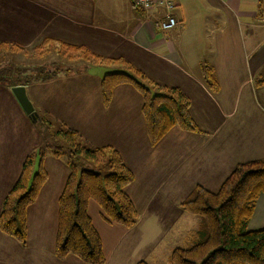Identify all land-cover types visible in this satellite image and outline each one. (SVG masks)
Instances as JSON below:
<instances>
[{"label": "crops", "instance_id": "0c3cea01", "mask_svg": "<svg viewBox=\"0 0 264 264\" xmlns=\"http://www.w3.org/2000/svg\"><path fill=\"white\" fill-rule=\"evenodd\" d=\"M171 1L176 5L177 25L163 31L155 26V20L161 17L160 10L143 12L133 8L129 0H0V38L4 42L10 43L17 38L21 42L50 38L83 45L103 58L126 60L159 86L179 87L190 100V115L199 132L173 127L158 143L151 145L141 112L142 99L131 85L116 86L109 106L103 107L100 79L105 73L122 69V64H92L77 59L74 65L77 67H69L48 81L27 85V96L36 111L77 130L92 145L113 146L134 174V180L125 187L138 212L131 228L108 224L97 203L93 200L88 203V215L101 237L105 264H137L139 261L168 264L173 248L184 247L191 241L186 236L174 240L180 243H171L172 233L177 236L183 224L194 218L180 207L192 188L201 185L215 192L237 163L264 158V84L260 87L253 84L254 71L258 73L264 65V51H257L264 41L260 0H210L217 17L216 25L208 30L214 37L210 41L223 51L217 63H210L219 83L216 93L203 83L201 70L199 74L193 71L192 58L184 51L191 48V44L180 43L183 35L199 32L197 0ZM188 4H191L189 10L186 9ZM241 30L250 33L248 45L255 43L249 52L253 61L250 66L238 64L230 56V49L234 48ZM77 61L83 64L78 65ZM93 67L102 69L103 74L93 71ZM174 71L177 79L169 80L168 76ZM187 83L193 86L192 91L186 88ZM4 105L5 111L0 103L3 118L0 123V177L15 178L20 173L22 160L40 146L41 139L36 134L28 144L16 143L12 135L19 125L13 117L20 114L15 104L5 101ZM119 106L123 107L116 111ZM100 113L107 114L96 115ZM93 114L97 117L92 119ZM173 144L183 146L179 152L169 151ZM156 156L163 162L157 164ZM63 159L47 153L43 166L48 179L36 201L27 209L26 244L22 246L0 232V264H86L73 255L63 259L54 255L57 201L69 174L68 162ZM190 159L194 161L183 166ZM205 165L212 170L203 176L201 171ZM151 169L155 173L149 180L147 174ZM166 184L171 192L164 190ZM5 190H0V203ZM146 194L149 198L143 196ZM170 202L180 209L167 210L166 203ZM166 214L167 217L182 216L183 222L175 227L169 219L164 221ZM263 227L264 194H260L247 229ZM182 239L187 240L181 242Z\"/></svg>", "mask_w": 264, "mask_h": 264}, {"label": "trees", "instance_id": "16d2710c", "mask_svg": "<svg viewBox=\"0 0 264 264\" xmlns=\"http://www.w3.org/2000/svg\"><path fill=\"white\" fill-rule=\"evenodd\" d=\"M46 41L61 45L73 57L86 62L122 64L124 70L105 73L100 79L103 107L109 106L116 86L131 85L142 98L141 112L151 145L158 143L173 127L186 132H199L190 115V100L179 87L153 84L126 60L103 58L83 45L56 42L50 38H46ZM202 72L206 86L218 92L219 83L213 67L204 64ZM48 73L45 76L52 75ZM261 76L255 79L257 87L264 84V73ZM8 80V86L28 83L10 80L8 84ZM41 121L39 123L44 129L42 145L26 156L16 181L2 201L0 231L12 236L20 245L26 244L27 209L36 200L48 177L42 164L44 156L50 152L55 157H66L70 172L57 201L58 224L54 255L57 259L73 255L86 264H105L101 237L88 215V203L90 200L97 203L103 220L108 224L131 228L137 221L138 212L125 187L134 180V174L113 146L92 145L77 130L63 123L48 141L45 130L50 132V123ZM53 135L63 144L50 145ZM80 159L93 163V168H80L82 163H76ZM263 193L264 158L237 163L215 192L201 185L194 186L181 201L180 207L199 218L197 229L188 245L171 251L168 263L264 264V227L247 229L255 201ZM137 264L148 263L139 261Z\"/></svg>", "mask_w": 264, "mask_h": 264}, {"label": "rangeland", "instance_id": "374dc122", "mask_svg": "<svg viewBox=\"0 0 264 264\" xmlns=\"http://www.w3.org/2000/svg\"><path fill=\"white\" fill-rule=\"evenodd\" d=\"M196 4H197V6H199V18H198L199 32L192 31V32H190V34L183 35V37L180 39V43L182 45H186V43H187V46H189L188 44H191L192 47L190 46L191 48H185L184 51L187 54L189 53L190 54L189 57L192 58L191 64L194 65L193 71L195 73L199 74V72H200L199 70H201V73L203 76V72H202L203 71V65L205 64L208 67H213L210 63L213 61L217 63L218 61H216V60H218L219 58L222 57L223 51L216 48L214 43L212 41H210V40H213L214 37L212 36L213 35L212 33L208 32V30L211 29V27L216 25L215 20L217 17L215 16V13H214L215 8L212 5H210V0H197ZM258 6H259V8L261 7V10L259 11V13L261 12V14H263L262 19H264V0H260V3ZM190 8H191V4L186 5L187 10H189ZM259 13H257V14H259ZM259 16H261V15H259ZM249 36H250V33L248 31H245V32L242 31V33H239L237 35V39L235 41L236 44H234L235 45L234 48L230 49V56L231 57L233 56L236 60V63H238V64L244 65L245 63H247L248 66H250L253 63L252 58L250 59L249 52H250L252 46L255 45V43L251 42L250 45H248ZM239 37H240V39H239ZM260 39H261V37H259L258 41ZM193 44H195V45H193ZM257 51H258V53H261L264 51V41H263V45ZM74 56H76V55H74ZM77 59H79V58L73 57V54L68 52L61 45L59 46L58 44L46 41V38L45 39L42 38L39 40H36L35 38H33V39L25 41V42H24V40L21 42V40L17 38V39L10 40V43L4 42V40H2V38H0V79L3 78L0 80V82H1L0 83V99H1L0 103L3 105L4 111H5V108H7L4 105L5 101H7V103L9 105H11V103H12V104H15L17 106V109H18L20 116H18V117L14 116L13 118L16 121H18L19 128L17 130H14L13 135H12V139L16 140V143L21 144V145L22 144L23 145L28 144L30 142V140L33 137H35V135L37 134V135H39V137L41 139V144H40V146H41L42 145V132L44 130L43 127L39 123L41 121V119L44 121H48L50 123L49 124L50 132L45 130V132L47 134L46 137L48 138V141H50V139L52 138L51 135L53 133H55L56 129H58L59 126L61 127V122L59 120H57L56 118H53V117L47 115L46 113L44 114L43 112H38L35 109H34V111L36 112L37 116H36V120L33 121L32 118L24 112V110L20 106L19 102L17 101L15 95L13 94L12 87H14V86H8L6 84V80H8V78H11L7 81L8 84L10 83V80H14V81L19 80L20 82L22 81V83L24 81H26L28 83H26L25 85H22L26 89L27 85L29 86V85L34 84V83L48 81L51 78L55 77L60 72L63 73V71H65L66 69L69 70V67H77V66H74L76 64ZM77 62H78L77 63L78 65L83 64L81 61H77ZM87 63H92V62L87 61ZM200 65H201V67H200ZM133 67L136 68L135 66H133ZM122 69L124 70V68H122ZM94 70H96L98 72L100 71V74H103V72H102L103 70L98 69V67H93V71ZM184 70L186 71V68H184ZM48 72L52 73V75H50L49 77L45 76L46 73L49 74ZM174 72L175 73L172 72V74L168 76L169 80H176L177 79L176 76L178 74L176 71H174ZM247 73L248 72H246V74ZM263 73H264V65L260 66L258 73L254 71L253 84L255 87H257L255 85V79H258ZM53 74H54V76H53ZM2 76H4V77H2ZM147 79L149 80V78H147ZM202 81H204V80H202ZM3 82H5V83H3ZM145 82H147V81H145ZM150 82H152L153 84L155 83L151 79H150ZM17 86H20V85H17ZM161 86H165V85H161ZM205 86H206V84H205ZM186 88L189 91H192V89H194L190 83H187ZM92 90H94V87H92ZM208 90H210V89L208 88ZM211 92L216 93L213 91H211ZM122 107L123 106H119L116 111H119ZM126 109L127 108L125 107L124 110H126ZM105 114H107V113H105ZM105 114L100 113V114H96V115L102 116ZM96 115H94V114L91 115L92 119L94 117H97ZM198 115H199V113H198ZM126 116H127V118L130 117L129 112H127ZM194 116L197 117L196 115H194ZM77 118H79V117L77 116ZM2 122H3V118L0 116V123H2ZM85 122L88 123V120H86ZM197 127H198V125H197ZM7 132L9 133V130H7ZM51 141H52V143L50 145L53 144L54 146H58V145L63 144L62 143L63 141L59 142L58 138H56V135H53V140H51ZM175 144L170 146L171 150H169V151H172V152H175V151L179 152L180 151V147H182L183 145L178 144L175 146ZM40 146H38L35 149V151ZM151 149L152 150H150V152H153V148H151ZM163 149H164V146L161 147V149H160L161 154H163V151H164ZM35 151H33V152H35ZM29 154H31V153H29ZM49 154H51V153L49 152ZM46 155L44 156V158L46 157ZM196 156L197 157L199 156V148L196 151ZM62 158H64L63 160L68 162L66 157H62ZM70 158L73 159V157L71 155H70ZM168 158H169V155H168ZM24 159L22 160V163H23ZM176 160H179V159L176 158ZM43 161H44V159H43ZM154 161H156L157 164H160L163 162V160L160 156L159 157L156 156ZM191 161H194V159L187 160L185 162V164H183V166L187 167L189 162H191ZM79 162L82 163L80 165V168H87V169L93 168V163H91L85 159H80V161L79 160L76 161V163H79ZM22 163H21V165H22ZM42 164H43V162H42ZM68 168H69V172H70V166H68ZM211 170H212V168L209 165H205L203 170L201 171V174L203 176H206V174L209 173ZM159 171H160V168L156 171V173ZM106 172L107 171H104L103 173H106ZM152 173H155L153 169H151L150 172H148V174H147V176H149V180L151 178ZM197 175H199V172L197 173ZM47 176H48V174H47ZM194 176H196V173H194ZM17 177H15V178L0 177V190L6 189L3 193V197H2V200L0 203V208H1V204H2V201L5 197V195L10 190L13 183L16 181ZM47 179H48V177H47ZM9 181H11L10 185L8 184ZM7 185H9V186L7 187ZM43 185H42V187H43ZM163 188L165 191H169V192L172 191L169 184H166L165 186H163ZM143 196L146 197L147 194L143 195ZM147 198H149V195L147 196ZM136 201L138 203V200H136ZM175 205L176 204H173L171 202L166 203V208H167V210H171L175 207V208H177V210H179L180 209L179 205H176V206ZM186 216H188V215L186 214ZM167 219H169V221L172 224H174V226H175L181 222L182 216L179 217L176 215V217H167V214H166L164 221L166 222ZM198 221H199V218L197 216L196 217L194 216L193 219H191L190 221L183 224L182 229H181L182 231L179 232L177 234V236H176L175 232L172 231L173 236L171 237V243L172 244L180 243L178 240L181 237L184 238L186 236H187V238L189 237L188 240L190 238L192 240V233H195L197 226H198V224H197ZM165 222H163V225L165 224ZM152 223H154V222L152 221ZM57 224H58V210H57ZM184 225H185V227H184ZM175 227H174V230H175ZM5 235H7V234H5ZM165 237H168V236H165ZM175 239H178V240L174 241ZM186 240L182 239L181 242H185ZM159 245L162 246V243Z\"/></svg>", "mask_w": 264, "mask_h": 264}, {"label": "built area", "instance_id": "2783aa9c", "mask_svg": "<svg viewBox=\"0 0 264 264\" xmlns=\"http://www.w3.org/2000/svg\"><path fill=\"white\" fill-rule=\"evenodd\" d=\"M131 6L143 12L160 10L161 17L155 20L157 29L169 31L177 25L174 14L176 5L171 0H129Z\"/></svg>", "mask_w": 264, "mask_h": 264}, {"label": "water", "instance_id": "95a60500", "mask_svg": "<svg viewBox=\"0 0 264 264\" xmlns=\"http://www.w3.org/2000/svg\"><path fill=\"white\" fill-rule=\"evenodd\" d=\"M12 92L15 95L17 101L19 102L24 112L28 114L32 118L33 121H35L37 114L34 111L33 105L26 94L25 87L22 85L14 86L12 87Z\"/></svg>", "mask_w": 264, "mask_h": 264}]
</instances>
